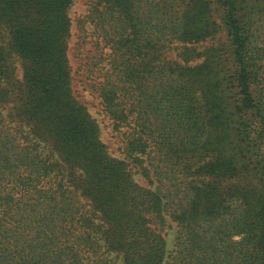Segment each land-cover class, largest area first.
I'll list each match as a JSON object with an SVG mask.
<instances>
[{
    "label": "trees",
    "instance_id": "1",
    "mask_svg": "<svg viewBox=\"0 0 264 264\" xmlns=\"http://www.w3.org/2000/svg\"><path fill=\"white\" fill-rule=\"evenodd\" d=\"M75 1L0 0V264H264V0Z\"/></svg>",
    "mask_w": 264,
    "mask_h": 264
},
{
    "label": "rangeland",
    "instance_id": "2",
    "mask_svg": "<svg viewBox=\"0 0 264 264\" xmlns=\"http://www.w3.org/2000/svg\"><path fill=\"white\" fill-rule=\"evenodd\" d=\"M89 0H76L71 8L69 9V14L72 17V37H71V49H70V55L74 54L75 51V57H76V61H79L80 59H78L77 57V52L78 51H82L85 52L87 49L90 48V43H85L84 44V48L83 47H79L81 44V39L83 36V33L81 31V29H78V24L77 21L78 19L81 17V15L83 13L86 12V8L88 6V2ZM88 27V25H87ZM174 52L170 51L169 52V56H173ZM165 223H162V225H160V227L158 228L159 230V234L163 237L164 241H165V245H166V249L170 250L173 248L174 246V236H175V230H176V226L173 222L170 221V219L167 217L166 221H164ZM121 262V260H117V263L119 264Z\"/></svg>",
    "mask_w": 264,
    "mask_h": 264
}]
</instances>
